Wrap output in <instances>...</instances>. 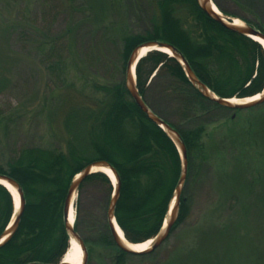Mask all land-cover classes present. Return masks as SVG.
Returning <instances> with one entry per match:
<instances>
[{
  "label": "trees",
  "instance_id": "obj_1",
  "mask_svg": "<svg viewBox=\"0 0 264 264\" xmlns=\"http://www.w3.org/2000/svg\"><path fill=\"white\" fill-rule=\"evenodd\" d=\"M63 2L70 15L84 11L79 0ZM127 2L132 4V0ZM137 2L147 3V6H138L139 10L135 6L131 8L129 20L137 19L135 23L139 22L141 29L125 28L117 39L111 36V39L97 40L101 31L108 36L110 28L104 26L103 19L88 24L94 17L86 16L81 23L67 27L63 34L49 37L41 34V41L34 40L32 46L40 64L56 86L49 90L44 102L50 101L52 107L61 109L65 135L48 146L6 143L7 151L0 142L4 151L0 155V174L19 184L25 199L16 231L0 247V264L62 261L70 247L65 220L66 198L75 176L97 161H107L119 174L120 196L115 217L126 239L143 243L154 239L163 228L183 172L182 160L172 139L141 110L127 87L128 62L137 47L147 42L172 45L195 76L221 98H250L264 91V48L258 41L223 25L201 7L199 0ZM215 2L229 15L218 1ZM245 21L251 25L250 21ZM87 25L91 28L89 40L93 45L77 48L80 31ZM75 54L80 55L88 69L93 67L96 71L92 77L87 68L77 69L88 91L85 95L73 94L66 87L69 61ZM159 80L166 82L163 92L180 102L183 121L191 123L190 126L180 127L150 103L149 91ZM136 81L147 106L179 133L187 149V178L171 235L189 217L192 191L209 165L210 158L201 143L205 125L197 121L214 108L234 109L203 95L179 61L159 50L149 51L139 60ZM16 117V113L7 115L0 108V128L3 127L7 137ZM85 185L101 187L106 194L99 212L92 215L94 220L90 222L89 231L80 228V204L75 201V231L86 247L88 242L116 245L119 248L117 264L124 263L128 257H147L155 252L130 253L116 244L108 221L115 189L105 173L86 176L77 196ZM14 213V198L0 184V237L12 223Z\"/></svg>",
  "mask_w": 264,
  "mask_h": 264
},
{
  "label": "rangeland",
  "instance_id": "obj_2",
  "mask_svg": "<svg viewBox=\"0 0 264 264\" xmlns=\"http://www.w3.org/2000/svg\"><path fill=\"white\" fill-rule=\"evenodd\" d=\"M63 1L0 0V108L7 115L17 114L8 137L0 128L4 151L6 143L48 146L65 135L61 109L52 107L50 101L44 102L49 90L56 86L40 64L32 46L34 40L41 41V34H63L67 27L81 23L86 16L94 17L88 24L103 19L104 26L110 28L108 36L101 31L97 40L111 36L117 39L125 28L141 29L140 23H135L137 19L130 22L129 10L147 6L137 0H132V4L127 0H79L84 11L70 15ZM216 1L229 16L248 24L247 19L251 26L264 29V0ZM83 27L77 48L93 45L89 40L90 25ZM69 63L66 87L76 95L88 94L77 71L87 66L77 54ZM86 70L92 77L96 74L93 67ZM164 86L163 80L155 83L148 100L163 110L170 121L180 127L190 126L183 121L180 102L168 97ZM197 122L205 125L201 143L210 160L192 191L189 217L153 254L128 257L121 264H264V103L240 111L214 108ZM104 193L101 187L85 185L77 196L82 231L90 230L92 215L99 212L106 198ZM87 247L86 264H117L116 245L88 242Z\"/></svg>",
  "mask_w": 264,
  "mask_h": 264
},
{
  "label": "water",
  "instance_id": "obj_3",
  "mask_svg": "<svg viewBox=\"0 0 264 264\" xmlns=\"http://www.w3.org/2000/svg\"><path fill=\"white\" fill-rule=\"evenodd\" d=\"M199 2H200L201 7L209 15H211L213 18H215L216 20L221 22L226 27H228V28H230L236 32H239L245 36H248V37L254 39L255 41H258L256 38H260V39L264 40V32L262 30L257 29L255 27L249 25V24H246V26H244V27L235 25L234 17L229 16V15H225V16L220 15L217 11H215V9L213 7V5L216 6V4L214 3L213 0H199ZM216 8L219 10V12L222 13V11L217 6H216ZM258 42L264 48L263 43L261 41H258ZM142 48H150V51L159 50V51L165 52L167 54H169V53L166 51H163L162 48L170 50L172 52V54H169V55L172 57H175L179 61V63L185 69V72H186L188 78L190 79V81L195 86H197L198 89H200V91L203 93V95H205L207 98L217 102L218 104H220L224 107H227L229 109H234V110H239V109L245 110V109H249V108H252V107H255L257 105H261L264 103V91L262 93L258 94V95H261L258 100L250 101L248 103H241V104L233 103L232 99H234V98H221V97L217 96L214 92H212L209 89V87L207 85H205L203 82H201L195 76V74L193 73L192 69L190 68L187 61L184 59V57L181 56L175 50V48L170 44H166V43H162V42H147V43L137 47L134 50V52L131 55L129 62H128L127 87L129 89L132 97L134 98V100L136 101L138 106L141 108V110L144 111L152 121H154L156 124H158L167 133V135L172 139V141L175 143V145L178 148V151L180 153V156H181L183 172H182L179 184L176 188L174 198H173L171 205H170L169 214L165 220L163 228L161 229L159 234L154 238V241H153L151 247L149 249H147L145 251H141V252H136V251L129 249V247L127 245H125V243L123 242V240H122V238H121V236L117 230V226L119 227V225H118L116 217H115V209H116V205L118 203L119 196H120V183H121L117 170L107 161H97V162H94V163L88 165L80 173H78L72 182L68 196L66 198L65 220H66L67 230H68V233L70 235V244H71L72 239H75L83 251V262H82V264H86V262H87V257H88L87 247L85 245L83 238L79 235L78 232L75 231V223L71 225L69 218H70V213H71V206L73 204V198H74L75 193L78 194L79 185H80L81 181L86 176H88L92 173H96V172L105 173L104 171H99V170L95 171L94 170L95 168L110 169L116 178V184H114L113 181L111 180L115 190H114V193L112 195L111 204H110V207L108 210V221H109V224L111 227L113 238H114L116 244L121 249H123L127 252H130V253H135V254H142V253L157 250L170 236L171 228H172L173 224L175 223L177 216H178V209H179L181 192H182V189L184 187V184H185V181L187 178V166H188L187 149H186L185 145L182 143V141L180 140L179 133L175 129H173L169 124H167L162 118L155 115L153 113V111L147 106V104L143 100V97L139 94V90L137 88V81H136V66H137L139 60L142 58L139 55V52ZM235 99H245V98H235ZM173 134L177 137L179 143L173 137ZM105 174L109 177V175L107 173H105ZM2 181H7L9 184H11L17 190V193L19 196V209H18L17 213H16L15 197H14L13 193L9 190V188ZM0 184L4 185L11 192V194L14 198V203H15V213L13 216L12 223L10 224L9 228L4 233V235L2 237H0V247H1L4 243H6L12 237V235L14 234V232L16 231V229L18 227L20 217H21L23 210H24V207H25V199H24L23 190L21 189L20 185L15 180H13L12 178L0 174ZM76 198H77V195H76ZM120 230H121V228H120ZM122 233H123V231H122ZM123 237L126 241H128L126 239L124 233H123ZM128 242H130V241H128ZM130 243H132V242H130ZM28 264H50V263L34 262V263H28ZM56 264H70V263L65 261V256H64L62 261L59 263H56Z\"/></svg>",
  "mask_w": 264,
  "mask_h": 264
},
{
  "label": "bare ground",
  "instance_id": "obj_4",
  "mask_svg": "<svg viewBox=\"0 0 264 264\" xmlns=\"http://www.w3.org/2000/svg\"><path fill=\"white\" fill-rule=\"evenodd\" d=\"M215 11H217L220 15L225 16L223 13L219 12V10L216 8V6H214ZM234 23L235 25L238 26H246V23L235 17L234 18ZM258 41H261L264 45V40L260 39V38H256ZM163 51L168 52L169 54H172V52L168 49L162 48ZM150 51V48H142L139 52L140 57H143L144 55H146L148 52ZM261 95H256L255 97H251V98H245V99H232V102L235 104H241V103H248L250 101H254V100H258L260 98ZM173 137L177 140V142L179 143L177 137L173 134ZM95 171L99 170V171H104L105 173H107L109 175V177L111 178V180L113 181L114 184H116V178L115 175L113 174V172L110 169H106V168H95ZM8 188L9 190L13 193L14 197H15V203H16V213L18 212L19 209V196L17 193V190L15 187H13L11 184H9L7 181H2ZM76 193L74 195L73 198V204L71 206V213H70V224H74L75 220H76V210H75V201H76ZM117 230L123 240V242L125 243V245H127L129 247V249L136 251V252H141V251H145L147 249H149L154 241V239L148 240L146 242L143 243H130L128 241H126L123 237V233L120 230V228L117 226ZM65 261H67L70 264H82L83 262V251L81 249V247L79 246V244L76 242L75 239H72L70 247L65 255Z\"/></svg>",
  "mask_w": 264,
  "mask_h": 264
}]
</instances>
